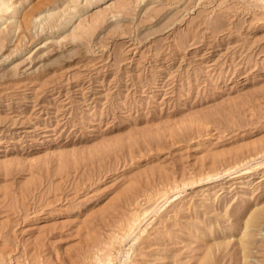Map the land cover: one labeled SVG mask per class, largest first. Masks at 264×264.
<instances>
[{
    "label": "rangeland",
    "instance_id": "obj_1",
    "mask_svg": "<svg viewBox=\"0 0 264 264\" xmlns=\"http://www.w3.org/2000/svg\"><path fill=\"white\" fill-rule=\"evenodd\" d=\"M0 264H264V0H0Z\"/></svg>",
    "mask_w": 264,
    "mask_h": 264
}]
</instances>
